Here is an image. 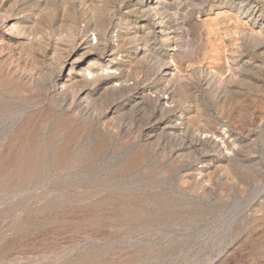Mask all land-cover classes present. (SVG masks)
<instances>
[{
    "label": "rangeland",
    "instance_id": "rangeland-1",
    "mask_svg": "<svg viewBox=\"0 0 264 264\" xmlns=\"http://www.w3.org/2000/svg\"><path fill=\"white\" fill-rule=\"evenodd\" d=\"M28 1L13 0L12 8ZM92 1L85 8L90 0H45L47 39L67 45L75 18L84 25L82 13L91 24L107 14L144 30L150 56L129 66L130 82L135 74L152 78L158 64L194 67L205 37L212 46L222 41L229 71L221 99L210 102L202 91L188 99L193 128L212 122L227 130L235 153L206 183L197 163L212 148H179L167 132L144 143L140 130L61 126L47 98L0 99V264H264V128L248 136L237 123L264 106V56L249 37L264 40V0ZM149 2L166 36L141 12ZM115 97L98 98V109ZM143 107L113 118V128L146 125L151 111Z\"/></svg>",
    "mask_w": 264,
    "mask_h": 264
},
{
    "label": "bare ground",
    "instance_id": "bare-ground-1",
    "mask_svg": "<svg viewBox=\"0 0 264 264\" xmlns=\"http://www.w3.org/2000/svg\"><path fill=\"white\" fill-rule=\"evenodd\" d=\"M82 6L84 4L80 3L79 7ZM92 6L93 1L90 0L89 6L84 7ZM12 7L13 0H0V99L47 98L46 109L49 113L60 112L61 126L86 122L96 130H140L137 138L144 143L152 142L167 132L179 139V148H212L213 153H203L197 163L196 175L206 183L222 167L224 160L233 156L234 148L227 130L215 127L212 122L193 128L197 117L192 114L188 99L193 98L196 91H202L210 102L221 99L219 91L221 93L225 87L229 67L220 48V39L215 46H212L211 35L201 41L194 67L182 69L170 62L157 63L152 78H140L134 69L135 79L130 82L129 66L144 62L150 53V35L144 30L131 27L128 22L114 23L107 14L91 24L92 16L82 13L84 25L75 18L69 27L71 29L67 30H70L67 45L60 47L59 43L49 42L47 32L41 26L44 16L49 19L45 0H29L20 10ZM140 9L158 24L159 36H166L158 16V6L149 2L146 10L143 6ZM252 19L253 26L261 30L262 23L253 14L248 20ZM260 35L252 33L249 37L258 40L255 52L264 56V40ZM136 45L140 47L136 49ZM145 76L148 77L147 74ZM109 96L116 98L111 102L114 103L98 109V98ZM132 104L147 107L151 111V120L143 126L120 123L113 128L112 119L133 107ZM247 115L244 113L237 119L240 130L248 136L263 130L264 106ZM47 119L52 118L47 116L43 121L47 123ZM33 121L28 119L24 128H30ZM188 131L189 138L185 139ZM205 186L210 187L209 183Z\"/></svg>",
    "mask_w": 264,
    "mask_h": 264
}]
</instances>
